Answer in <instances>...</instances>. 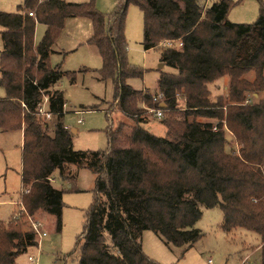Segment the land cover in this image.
<instances>
[{
    "label": "trees",
    "instance_id": "obj_1",
    "mask_svg": "<svg viewBox=\"0 0 264 264\" xmlns=\"http://www.w3.org/2000/svg\"><path fill=\"white\" fill-rule=\"evenodd\" d=\"M236 3L118 0L103 14L94 0H23L15 11H0V131H22L21 186L27 191L18 194L21 217L52 214L59 232L63 190L53 186L54 173L73 180L72 168H86L95 176L73 250L77 264H160L143 251L142 233L151 230L167 246L190 247L202 236L194 227L201 206L219 207L224 231L257 234V264H264V8L251 23H233L227 14ZM130 4L143 13V49L158 47L159 61L174 69L159 70L156 93L126 82L144 72L127 57ZM68 17L90 19L87 43L101 59L97 78L113 86L104 150H75L62 122L65 98L57 85L63 78L74 83L75 72L50 65L49 55ZM37 24L44 31L35 41ZM223 76L229 77L227 97L211 98L209 85ZM45 98L48 119L38 110ZM156 109L162 136L144 127L151 115L157 118ZM114 111L131 120L129 134L124 121L113 125ZM225 130L236 151L225 150ZM19 225L14 217L0 222V264H17V256L37 245L30 227Z\"/></svg>",
    "mask_w": 264,
    "mask_h": 264
},
{
    "label": "rangeland",
    "instance_id": "obj_2",
    "mask_svg": "<svg viewBox=\"0 0 264 264\" xmlns=\"http://www.w3.org/2000/svg\"><path fill=\"white\" fill-rule=\"evenodd\" d=\"M69 2H84L89 0H66ZM118 0H94L95 7L103 14L110 13ZM237 1L228 14L227 19L233 23L253 22L261 9L264 0H232ZM23 0H0V11H15ZM43 33V25L36 31L37 39ZM124 34L127 42V57L129 62L143 69L142 77H129L127 84L134 89H146L156 93L159 70L173 72L174 69L159 61V48L144 50L143 13L134 4L127 8ZM92 35V23L86 17L68 18L58 38V46L66 54H51L50 63L61 62L62 68L75 72V82L70 83L67 78L60 81V88L64 92L66 101L65 114L62 122L69 128L72 147L75 150H104L107 147L108 120L105 110H109V102L113 99V86L110 80H99L97 69L101 66V59L93 45L86 41ZM2 40L0 36V50ZM85 67L87 71H79ZM252 75L246 77L251 78ZM228 76L209 85L210 97H227ZM4 90L0 87V98ZM44 100V99H43ZM184 102L178 100V109L182 110ZM76 110H80L77 111ZM113 125L124 121L123 133L129 134L131 120L120 113L110 112ZM174 116H178L177 113ZM81 119L78 123L77 120ZM204 120L203 118H198ZM145 124L150 132L162 136L165 127L160 120L151 115ZM53 122H49L51 130ZM75 129L76 132H73ZM225 150H237L231 133L225 130ZM22 133L21 130L0 131V222L13 218L18 220L21 229H28L30 222L28 215L21 217L22 209L18 201V194L26 192L21 186L22 170ZM124 145V144H120ZM74 170V179L62 180L56 171L51 181L53 186L62 189L61 230L55 231V217L43 211H37L32 218L39 220L46 235L36 236L37 245L16 258L17 264H77L78 251H73L76 239L83 230L85 213L93 200L95 185L94 174L86 169ZM201 216L194 227L199 229L202 236L190 247L167 246L151 230L142 233V249L160 264H257L260 250V238L254 232L237 228L226 232L220 227L222 212L219 207L201 206ZM19 214V215H18ZM32 257V261L28 259ZM210 260V263H209Z\"/></svg>",
    "mask_w": 264,
    "mask_h": 264
},
{
    "label": "built area",
    "instance_id": "obj_3",
    "mask_svg": "<svg viewBox=\"0 0 264 264\" xmlns=\"http://www.w3.org/2000/svg\"><path fill=\"white\" fill-rule=\"evenodd\" d=\"M29 14H32V12H29ZM160 97H161V94H157L156 96L153 97V100H158V99H160ZM45 102H46V98L44 99V101L41 104H39L38 110L46 119H48V118H50V113L46 112V110H45V106H44ZM155 112H156L157 117L162 116L161 110L156 109ZM28 219L30 222V229L35 233L36 236L41 238L42 236L46 235V232L44 229H42L43 227H42V224L39 220L33 219L32 215H28ZM28 259L30 261H32L31 256H28ZM209 263H210V260H209Z\"/></svg>",
    "mask_w": 264,
    "mask_h": 264
},
{
    "label": "crops",
    "instance_id": "obj_4",
    "mask_svg": "<svg viewBox=\"0 0 264 264\" xmlns=\"http://www.w3.org/2000/svg\"><path fill=\"white\" fill-rule=\"evenodd\" d=\"M68 18H77V17H68ZM68 18H66L65 20H64V24H65V21L68 19ZM64 24H63V28H64ZM39 25H42V24H37L36 25V27H35V35H34V39H35V41H38L39 39H37V35H36V31H37V28H38V26ZM63 28H62V30H63ZM62 30H61V32H62ZM43 31H44V25H43ZM60 32V33H61ZM60 35V34H59ZM59 35H58V37H57V39L55 40V42L51 45V53H50V55H49V63H50V58H51V54H53V53H60L63 57H64V55L66 54V52L63 50V49H60V47L58 46V38H59ZM41 37V36H40ZM89 39V38H88ZM87 39V40H88ZM2 40V39H1ZM87 42V41H86ZM91 45V44H90ZM2 46H3V41H2ZM2 50V49H1ZM1 50H0V52H1ZM97 50V49H96ZM98 53V52H97ZM99 55V54H98ZM56 64H60V66H61V69H63L62 68V65H61V62H59V63H56ZM56 64H54V65H56ZM50 65H52L53 66V64H51L50 63ZM63 70H65V69H63ZM88 69L87 68H85V67H81V68H79V71H87ZM69 71V70H68ZM68 80V79H67ZM57 87L58 88H60V84L59 85H57ZM61 90H62V88H60ZM63 91V90H62ZM64 93V92H63ZM1 99V98H0ZM44 106H45V104H44ZM65 107H66V101H65ZM77 111H80V110H76V112ZM80 120V121H79ZM77 122L78 123H80L81 122V119H78L77 120ZM65 127H66V125H64ZM67 129H69L68 127H66ZM72 131L73 132H76V130L75 129H72ZM21 133H22V131H21ZM53 180V178L51 179V181ZM21 209V208H20Z\"/></svg>",
    "mask_w": 264,
    "mask_h": 264
},
{
    "label": "water",
    "instance_id": "obj_5",
    "mask_svg": "<svg viewBox=\"0 0 264 264\" xmlns=\"http://www.w3.org/2000/svg\"><path fill=\"white\" fill-rule=\"evenodd\" d=\"M161 106H163V104H161Z\"/></svg>",
    "mask_w": 264,
    "mask_h": 264
}]
</instances>
